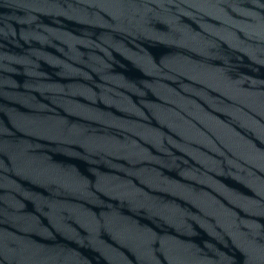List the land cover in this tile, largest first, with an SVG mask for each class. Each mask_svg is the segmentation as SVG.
I'll return each instance as SVG.
<instances>
[{
	"label": "water",
	"instance_id": "95a60500",
	"mask_svg": "<svg viewBox=\"0 0 264 264\" xmlns=\"http://www.w3.org/2000/svg\"><path fill=\"white\" fill-rule=\"evenodd\" d=\"M0 264H264V0H0Z\"/></svg>",
	"mask_w": 264,
	"mask_h": 264
}]
</instances>
